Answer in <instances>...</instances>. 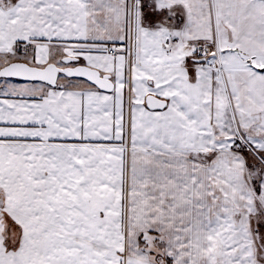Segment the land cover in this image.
<instances>
[{
  "label": "snow or ice",
  "instance_id": "1",
  "mask_svg": "<svg viewBox=\"0 0 264 264\" xmlns=\"http://www.w3.org/2000/svg\"><path fill=\"white\" fill-rule=\"evenodd\" d=\"M0 264H264V0H0Z\"/></svg>",
  "mask_w": 264,
  "mask_h": 264
}]
</instances>
